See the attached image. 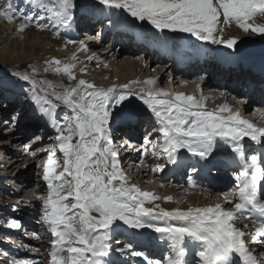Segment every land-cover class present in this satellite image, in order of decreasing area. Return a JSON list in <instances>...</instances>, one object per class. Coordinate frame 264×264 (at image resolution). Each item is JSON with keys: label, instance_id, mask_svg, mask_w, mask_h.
<instances>
[{"label": "snow or ice", "instance_id": "snow-or-ice-1", "mask_svg": "<svg viewBox=\"0 0 264 264\" xmlns=\"http://www.w3.org/2000/svg\"><path fill=\"white\" fill-rule=\"evenodd\" d=\"M28 2L38 11L19 12L8 0L0 8V17L8 22L22 18L20 32L37 17L40 21H52L58 28L72 26L74 0ZM96 3L103 6L102 13L107 9L122 10L135 20L147 21L160 32L167 29L189 33L198 40L223 44L230 49H235L238 38H226L225 26L235 24L246 34L264 35V23H257V20H264V0H96ZM35 26L45 30L43 24ZM78 51L88 52V45L79 42ZM87 59L99 58L88 56ZM71 60L72 63L48 60L43 71L51 70L66 75L70 81L77 80L74 70L79 58L74 53ZM103 66L108 67L107 64ZM38 74L39 70L33 67L32 75L20 74L19 78L32 84L33 102L58 133L57 143L42 162L47 196L41 195L39 199L42 200V222L51 236V247L46 253L49 259L45 264H107L112 234L121 228L117 221L134 230L153 228L166 243L168 253L163 261L148 260L143 252L134 251L131 244L127 246L130 255L144 257L148 264H193L190 255L198 257L195 264H264V197L260 191L264 182V161L255 153L246 154L244 144L248 138L264 146V127L242 118L239 111L234 112L227 104L218 110H206L203 95L199 98L183 94L173 96L155 88L154 79L113 84L107 88H98L80 79L76 87L58 92L56 88H63L62 85L38 82L34 78ZM140 84L144 86L139 92L131 90ZM132 97L142 101L158 124V140L145 138L141 145L144 155L151 152L153 157H166L168 162L175 163L181 150L207 160L217 141L230 147L242 170L235 177L231 193L234 199H229L227 194L223 197L228 208L216 203L169 211L155 202L161 199L171 202V196L162 198L128 183L113 147L111 123L114 109L118 106L128 108ZM61 104L71 111V115L63 117V123L56 119V110ZM261 117L264 118V112ZM57 152L62 154V164ZM30 154L35 156L36 152ZM58 168L62 171L58 172ZM163 170V164L152 169L154 172ZM162 218L163 226L152 223ZM169 220L178 224L167 223ZM9 226L22 227L15 220ZM253 245L258 246V250ZM11 264L29 262L13 259Z\"/></svg>", "mask_w": 264, "mask_h": 264}, {"label": "bare ground", "instance_id": "bare-ground-1", "mask_svg": "<svg viewBox=\"0 0 264 264\" xmlns=\"http://www.w3.org/2000/svg\"><path fill=\"white\" fill-rule=\"evenodd\" d=\"M102 7L103 6H98L97 3H93V5L86 7L85 12L83 13L74 9L75 19L73 23L75 24V26H73L72 24V26L68 28L65 33L69 41H76L77 43L68 44L69 41L67 42L65 38H59L60 36L57 34L55 29H51V30L45 29L46 32L50 33V36L49 34L43 33L44 39L41 37L42 39L41 41L44 47L48 48V47H51L52 44L53 45L55 44V45H58L59 49H62V48L67 49L68 53L67 52H59L58 54L55 53L54 55H52L53 56L52 58L49 57L46 59V55H45L46 52H43V54L38 55L36 50L35 49L33 50V47L25 46V42L23 41V42H20L21 46L19 48H14L13 50L0 47V63L8 61L12 65H21L22 63L24 64L27 62L32 63V60L34 61L36 60L37 62L45 61L46 63V61L51 60V59H59L63 61L64 63H66L67 60H70L72 55L75 53L79 58V62L77 63L76 68L81 67L85 69L83 73H91L96 79L98 78L103 79V78L109 77L110 81L112 80L113 82V78L116 77L115 73L107 72L104 70L101 72H98L96 68L97 61L95 59L93 61H89L87 59L88 56H93L92 53L94 52L78 51L79 42L82 41L88 45L90 50L93 47L96 49L98 48L99 50H102L105 52H113L112 56L114 58V62L116 61V63L119 64V68L122 72L121 80L116 82V85L131 84L133 81L143 82V80L140 78V76L143 74L145 75L150 74V76L152 75L160 76L162 73H164L163 77H167L170 74H175L178 78V82L175 84V81L170 80L172 84H175L172 89L170 85H168L167 88L165 87L163 88L161 86L158 87L157 85H155L154 87L158 89H163L164 91L171 93L173 96L175 94L174 91L177 87H181L183 89L181 91V94L183 95H187V96H195V95L198 96V94L199 96L203 95L206 98V101L208 103V106H205V109L208 111L218 110L220 106L226 104L225 102H223L224 97H225L227 100L231 101V105L229 104V106H233V107L236 105L238 106L241 116L246 113L245 109L246 111H248L250 108L255 106V103L258 102V100L264 97V89L261 90V92H258L259 94H257L256 96H252L253 94L257 93V89H260V85L264 83V80L255 79L249 83L248 80L250 78V73L247 72L245 73V75L243 74L242 76V71H243V66L245 64V61H241L240 59H230L229 60V62L231 63L230 66L231 65L235 66V68L232 71L226 72L224 74L222 72H212L210 74L208 73L205 74V73H200L201 70L206 72L204 68L200 69V66L197 67L196 70H194L195 65L186 66L183 69H178L174 67L172 63L164 56L166 54H175L178 51L181 52V56H184V54L188 51L187 48L189 47H190V52L193 54H202L204 56H208L211 49L204 44H200V41L198 42L195 39L190 40V44L188 43L187 46L186 44H183L180 48L178 45L175 44L174 40L170 36L165 35V34L159 35L160 31L157 30L158 38L156 41L155 55L153 57L150 55L144 56L143 53L145 51L142 48V46L140 45L133 46L130 43V40H133V39H129L131 38V26H128L126 24V21L130 23L131 22L130 20H132V18L128 16L127 13H123L122 10L107 9L105 10V12L102 13L100 11V8ZM113 12H115L116 15H111V13ZM84 18L87 19V24L86 23L85 24L80 23V24H84L85 26L87 25L88 30H85L84 32L81 33L78 31V28H81V26L77 27V25H80L77 22V20L79 21L80 19H84ZM222 19L223 17H221V20ZM144 24H148L149 26H152L148 22H145ZM105 26H117L119 28L118 34L120 38L119 40H116L115 47H112L111 44L109 46H106L105 42L103 41L100 44L94 43L95 41L94 37L97 36V33L100 30H103ZM17 28H18L17 25H7L6 23L3 24V31L5 30L4 34L5 33H9L10 35L13 34L14 41L18 39H26L28 35L26 33L25 34L19 33ZM74 28H76V30H74ZM147 30H148L147 28L142 29L143 32H146ZM165 30L169 31L167 29ZM33 32H36V31H33ZM77 32L81 33V38L75 37ZM171 33H174L177 36L180 34L186 35L185 33H176V32H171ZM51 34L54 35L55 38ZM150 34L155 35L156 33L154 32ZM56 35H58L59 37L56 38ZM189 35L191 34H188V36ZM224 35L226 38L228 37L238 38L237 44H241L242 42H247V40H250V39L254 40L255 38L252 35L261 36V34H258V33L246 34L241 29H239L235 24H232L230 27L225 26ZM126 40H129L128 43L130 44L124 43ZM144 41L147 42L146 39ZM119 42H121V44H125L126 47L122 46L123 48L118 49V46L120 45ZM137 43L140 44L139 42ZM207 45L213 46L210 42H207ZM253 46H256V45L252 44V46L250 47H253ZM235 48L236 49H232V51L241 50L240 48H237V47ZM261 49L262 47L259 49H255L254 47L253 50L247 49V48H244L243 50L247 51L250 54H260L262 53ZM85 53H88L87 57L84 56ZM156 62L157 63L159 62V64H156L155 67L157 65L159 67H156V70H153L152 72L150 71L146 72L147 69H152L151 66H153ZM133 65H137L139 68L138 67L133 68ZM46 67H47V64H46ZM137 68L139 72L134 73L133 70ZM132 71L133 73H131ZM50 72L52 73V76L55 77V79L57 80L58 86L59 85L63 86V88L57 87L58 92L63 91L64 88L76 87L78 80H80L77 78V80L70 81L66 75H58V74H55L51 70ZM199 75H201V77ZM159 76L157 78H159ZM148 78H152V77H148ZM157 78L154 77L153 79L157 80ZM199 79H202V81L204 82L206 86H204V84ZM197 81H199L201 84H198L199 82ZM94 84L98 88H107V87L112 86V84L111 86H103L102 84L99 85L98 83H94ZM142 86L144 85L143 84L134 85L131 90L134 92H139L140 91L139 87H142ZM194 88H197L196 91L198 92V93H195V95L193 94L194 92H192ZM212 98H216V100L215 99L211 100ZM238 100H243L245 102L243 103L242 106H239V103H237ZM128 103H129L128 108H124L123 106H118L116 109H114L113 112L117 114L113 113L114 114L113 120H119L122 123L123 122L126 123L128 119H131V121H128V122L133 123L134 124L133 126L137 125L139 132L142 131V128L147 129V135H148L147 139L158 140V137H159V133L157 131L158 124L156 123V118L153 116L151 111L148 110L145 105H143L142 101L136 99L135 97H132L131 101ZM9 105L12 106L13 109H18V110H14L13 112H19L22 110V108H28L31 110H35L37 108V105L31 99L30 92H25L23 98L14 99L12 102L8 103L7 105H2L1 103V107H0V110L2 111L0 112V122L1 123H3V120L5 119L6 115L9 116L11 113H13V112L7 111V107ZM246 106H249V107L245 108ZM136 114H139V118L136 117ZM42 116L46 117L43 114ZM64 116L65 115H61L60 116L61 120L58 119L57 121L60 123H63ZM249 118L251 119V117ZM22 122H24V118L22 119L21 123ZM13 124L15 123L13 122ZM2 130H6V129L5 128L0 129V139L1 138L3 139L5 137V131L2 132ZM133 131L134 130H130L128 136L131 135ZM16 133H17L16 137L13 136L15 139V145L11 146L10 144L9 147L11 146V148H9L8 150V153L12 152L13 149L16 147V150L14 151L15 154L6 153V155H8L11 158H8L7 156L5 158L1 157L0 159V183L5 182V181H10L12 180L13 177H14L15 182H18L20 179H24L25 186L22 190V194L26 192L25 187L35 185L34 189H28L27 192H29L28 200L31 202L30 205L32 207L37 208L40 205V201L42 200L37 199L36 197H38L40 193L44 195L45 197L47 196L46 185L43 180V163L42 162L46 161L48 153L51 152L52 147L57 143L56 136L58 135V133L56 132V130H51L48 132L44 131L42 127H36L34 124L33 125L27 124V125H22V126L19 125L14 135ZM36 138H38L37 139L38 142H33ZM134 139L135 138H133V140ZM143 142H144L143 139L141 141L135 140L134 145H131L132 148L129 152V155L126 157V159L128 157H133L132 160L134 161L135 165L138 167L144 168L143 169L144 176L140 175L137 177L136 180H132L131 182H128V183L134 184V185L137 184V187H139L140 189L141 188L144 189L145 192H152V193L155 192L159 195H172L175 198H178L179 196H181L183 191L185 192L187 191L188 193H193V196H191V198L189 196L187 199L182 200L183 202L181 203H179V201H176V202H169L166 200L156 201L155 203L160 204L162 208L171 211L174 209L173 206L176 204L182 210H187L190 207L191 208L205 207L209 205H214L216 203L224 204V207L227 208L229 205H225L226 202L223 199L224 195L227 194L229 195V199H234V197L231 195L233 191V185L231 183H227L222 187H218L214 185H209L206 187L208 190H210L211 196H214L217 199L216 202L214 200L213 202L212 200H210L211 197L208 198L209 195H207V193L206 194L201 193L202 191L200 189L201 188L204 189V185L203 187L201 185L200 189L193 191L191 190L192 188H194L192 185L196 186L197 185L196 183L190 182V181H184L180 183L175 180H171V178L175 177L177 173L172 174V175L168 174V175H165L164 177H160L159 172L152 171V169L154 168L153 165L163 164L164 170H168L170 168V165H169L170 162H168L166 157H153L151 155V152H149L148 155H144L143 149L141 148V145L143 144ZM31 143H33V145L30 148L31 151L38 150L44 147L45 149H40V151L41 150H44V151H41V152L39 151L40 153L38 155L31 158V161H30L31 166L29 165L26 168L25 158H27V154H25L24 148H26V146H29V144ZM3 145L5 144L3 143ZM220 146L221 145L217 141L216 147L214 148L213 152L211 153V155L208 157L207 160L213 159L216 156L217 151L220 148ZM57 156L60 158V163L62 164L63 163L62 154L57 152ZM177 158H181L185 161H191V160L199 161L200 160L198 157H192L186 150H181L177 154ZM141 160H143V163H141ZM3 163L6 164L5 165L6 168H2L1 165H3ZM37 165L39 166V171H40V175L38 176V179H40V181L38 182H36L35 173H33L32 171V170H35V166ZM18 167L22 171H19V173L16 176L14 175V172L9 174L8 171H12V170L17 171ZM131 170H132L131 177L132 176L135 177V172H136L135 167L134 168L132 167ZM57 171L58 172L62 171V168H58ZM141 176L143 179L141 178ZM125 177L127 179L129 178L128 175ZM149 177L154 178V180H152L154 183L153 186L151 185L152 183H149L150 181H147L146 179ZM145 183L148 184L149 187H146ZM154 190H158V191H154ZM17 197H15L12 200V202L14 203L13 206L26 210L25 208L18 206L19 200ZM1 201L2 200H0V203ZM24 203L25 202H23V204ZM171 203H174V204H171ZM146 206L152 207L153 205L146 204ZM30 211L31 210L29 209L27 210V212H30ZM27 212L25 213L21 211L20 213L22 214L25 213L24 216L25 217L28 216L31 222L33 221V219L38 217L37 213H40V212L32 211V213L35 212L36 214L30 215V213H27ZM39 220H42L41 217ZM162 221L163 223L165 222L164 219H162ZM116 223L121 224V228L117 229L112 234V237L114 238L113 241L117 239V242L115 243L114 246H117L118 248L120 245L122 246L120 247V250L117 255L111 253L112 251L110 250V254L106 258L107 264H148V260L157 258L160 255V253L163 251H168L166 243L162 239H160L159 234L155 233L153 228L134 230V229H129L126 225H123L122 222L117 221ZM156 224L154 225L163 226L162 224H159V225H156ZM177 224H178L177 221L173 222L174 226H176ZM238 226L242 227V225H238ZM40 227L45 233L46 226L43 224V222H41V226L39 225V228ZM113 227H115V225ZM39 231L41 230L39 229ZM45 234H50V233L47 232ZM113 241H110L111 245ZM129 244H131L134 251L143 252L144 255L148 257V260H145L144 257H134L130 255V253L126 251V248ZM252 247L257 248L258 250V246L253 245ZM110 249L112 248L110 247ZM121 249H125V251H121ZM197 259L198 257H195L193 255L189 256V260L192 261L193 264H195V261Z\"/></svg>", "mask_w": 264, "mask_h": 264}, {"label": "rangeland", "instance_id": "rangeland-1", "mask_svg": "<svg viewBox=\"0 0 264 264\" xmlns=\"http://www.w3.org/2000/svg\"><path fill=\"white\" fill-rule=\"evenodd\" d=\"M7 2H8V0H0V8H3ZM11 2L13 3L14 7L19 12H25V13L32 14L33 12L38 11L37 9L33 8L29 4L28 0H11ZM74 2H75V5H76L75 9L77 11L82 12V11L85 10L86 7H88L89 5H92L94 0H74ZM22 22H23L22 18H20V17H17L13 22H8L4 18L0 17V47L1 48H6V49L13 50L14 48H19L21 46L20 42L24 41L25 42V46L33 47V50L35 49L36 52L38 53V55H41V54H43V52H46V54H45L46 55V59L49 58V57L52 58L53 57L52 55H54L55 53H57V54L59 52H67L68 53L67 49H63V48L59 49L58 45H55V44L54 45L52 44V46L48 47V48L44 47V45H43V43L41 41L42 40L41 37L44 39L43 33L44 34L45 33L49 34V36H50V33L46 32V30H49V29L51 30V29L57 28L59 30V32L62 33L64 31V29H65L63 27H59L58 28L52 21L47 20V19L43 20V21H40V20H38V17H37L36 19H34L32 24L29 25V27L24 32H20L19 31V33H23V34L26 33L28 35L26 39H18L16 41H14L13 34H11V35L9 33H5L4 34L5 30L3 31V24L6 23L7 25H17V27L19 28V26H20V24ZM36 23L43 24L45 26L46 30L38 29L35 26ZM257 23H264V20H257ZM33 31H36V32H33ZM185 34L188 35L189 33H185ZM52 36L55 38L54 35H52ZM59 36L56 35V38L59 37ZM252 36L255 38L254 40L253 39L247 40V42H242L243 44L242 43L241 44H237L235 47L240 48L241 50H243L244 48L253 50L254 47H255V49H259V48L262 47V50L264 51V35H261V36L252 35ZM253 37H251V38H253ZM108 42L109 41H107V44H108ZM252 44L253 45L255 44L256 46L250 47V46H252ZM109 45L110 44H108L106 46H109ZM219 46L221 48L223 46V44H219ZM95 47H97V46H95ZM90 51L94 52V53H92L94 57H98L99 58V59H95L97 61V63L99 64L98 65L96 63V66H97L96 68H97L98 72H101L103 70L107 71V72H112V73L116 74V77L113 78V82H112V80L110 81L109 77L108 78H103V79L102 78L101 79H99V78L96 79L93 76V74H91V73H83L81 71V69H83V68L80 67V68H75V70H74L75 75H76V77L78 79H83V80H86V81L91 82V83H98L99 85L102 84L103 86H111V84L112 85L116 84V82L121 80L122 72H121V70L119 68V64L116 63V61L114 62V58L112 56L113 52H105V51L99 50L98 48L96 49V48H93V47L91 48V50L89 49V52ZM261 54H263V53H260V54H257V55H261ZM84 56L87 57L88 53H85ZM93 60H91V61H93ZM72 62L73 61L70 58V60H67L66 63H72ZM104 64H107L108 67H104L103 66ZM156 64H159V62L158 63L156 62L153 66H151L152 69H147L146 72L147 71L152 72L153 70H156V67H159L158 65L155 67ZM33 67H35V68H37L39 70V74L34 77L38 82L39 81H46V82H48V83H50L52 85H58L57 80L55 79V77L52 76V73L50 71H48V72H44L43 71V69L46 67L45 61L37 62L36 60L35 61L32 60V63L31 62H27V63H24V64L22 63L21 65H12L8 61L0 63V84L7 83L11 87L16 86V88H18V93L30 92V94L32 96L33 95V86H32V84L30 82H28V81H23V82H25V84H29L28 86H26L25 84H21L22 80H20L19 75L20 74L32 75V68ZM135 67H138V66L137 65H133V68H135ZM138 68L133 70L134 73H138L139 72ZM133 71L131 73H133ZM154 73H155V71H154ZM200 73H205L206 74L207 72H204L203 70H201ZM144 75L145 74L140 76V78L143 81H146V80H149V79H153V78H148V77H150V74L145 75V76ZM199 76L201 77V75H199ZM166 78L167 77H165V79ZM154 80H156V79H154ZM197 82H199V81H197ZM198 84H201V83L199 82ZM155 85H157V82H156ZM1 86H3V85H1ZM41 86L42 87H46L45 85H41ZM179 86H180V84H179ZM139 88H141V87H139ZM182 90L183 89L181 87H177L175 89V91H174V93H175L174 95L181 94ZM196 90H197V88H194V90L192 91V92H194L193 93L194 95H195V93H198ZM36 91H39V88H37ZM56 91H58L57 88H56ZM204 91H206V90H204ZM199 92H200V90H199ZM207 94H209V93H207ZM195 97L199 98L200 96L198 94V96L195 95ZM214 99L216 100V98H212L211 100H214ZM223 102H225L228 105L229 104L231 105V101L227 100L225 97H224ZM3 105H5V104H3ZM239 105H243V103L242 104L239 103ZM205 106H208L207 101H206ZM236 106H234V107L230 106V107H232L233 111H236V110L239 111V108L235 109ZM248 107L249 106H246L245 108H248ZM14 110H18V109H13L12 106H10V105L7 107V111L8 112H13ZM249 110L246 111V109H245V112H249ZM0 112H2V111L0 110ZM64 114L65 115H71V113H69L68 111H65ZM6 116H5V119L3 120V123L0 124V129L11 128V126L14 125L13 122H11L9 124V126L6 127L7 125H6V121L5 120L8 117V116L7 117ZM59 119L61 120V118H59ZM4 131L5 130H2V132H4ZM16 135H17V133L15 135H13V136L16 137ZM4 138H6V137H4ZM37 139L38 138H36L33 142H38ZM3 140L4 139H2V141L0 142V146L9 145V144L3 145V143L5 144L6 142H8V141H3ZM10 144H11V146H14L15 145V139ZM32 145H33V143L29 144V146H26V148H24L25 149L24 152H25V154H27V158H25V160H26L25 167L26 168L30 165L31 158L34 157V156H32L30 154L32 152L30 150ZM11 146L9 148H11ZM40 149H45V147L44 148H40ZM40 149L34 150L36 152V155H38L41 151H44V150L40 151ZM15 150H16V147L13 149L12 152H9L8 154H15L14 153ZM27 150L29 151V153H28ZM8 158H11V157L8 156ZM0 159H1V157H0ZM5 165L6 164L3 163V165H1L2 168H6ZM156 166L157 165H153L154 168ZM19 171H22V170H20V168L18 167L17 171L16 170H12V171H8V172H9V174L14 172V175L16 176L19 173ZM32 171H33V173H35L36 182L40 181V179H38V176L40 175L39 166L38 165L35 166V170H32ZM146 179H147V181H150L149 183H152L151 184L152 186L154 185V183L152 181V180H154L153 177H149V178H146ZM24 182H25L24 179H20L18 182H15L14 181V177H13L12 180H10V181H5V182H1L0 183V200L3 201V202L1 201V203H0V264H11L10 262L13 259L26 260V261L29 262V264H45V262L49 259L47 257L46 253L51 247V237H49L50 234H45V233H47L46 229H45L46 232L44 233L43 230L41 229V227L39 228V225L41 226V222H42V220H39V219H40V217L42 219V215H43L42 201H40V205L37 208L32 207L30 205L31 202L28 200L29 199V192H27V190L28 189H34L35 185H31V186L25 187L26 192L24 194H22V190H23V188L25 186ZM135 185L137 186V184H135ZM145 186L149 187L148 184H145ZM154 191H158V190H154ZM154 194L158 195V196H160L162 198L171 196L173 198V200L171 202L179 201V203L183 202L182 200L187 199L189 196H190V198H191V196H193V193H188L187 191L186 192L183 191L182 195L179 196L178 198H175L172 195H159V194H157L155 192H154ZM41 195L42 194L40 193L38 195V197H36V198L39 199V196H41ZM17 196H19V197H17ZM15 197H17L18 200H19V204L20 205L18 204V206L23 207L26 210L20 209L19 207H16V206H13L14 203L12 202V200ZM208 198H210V196H208ZM161 200H164V199H161ZM210 200L213 201L214 200L213 197H211ZM23 202H25V203L23 204ZM28 202H30V203H28ZM28 209L31 210V211L27 212ZM38 209H40V210H38ZM21 211L25 212V213L26 212L30 213V215L36 214L35 212L32 213V211L40 212L41 214L37 213L38 217L33 219V221L31 222V220L29 219L28 216H26V217L24 216L25 213H23V214L20 213ZM14 220L21 223L22 227L20 229H14V228L9 226L11 224V222L14 221ZM39 229L42 232L39 231ZM37 235L40 236V239L36 238ZM112 240H114L113 237H112L111 241ZM116 242H117V239L115 241H113L112 244L114 245ZM120 246H122V245H120ZM111 250L114 251V252H112L113 254H118L117 252H119L120 249L118 250L115 247V248H113ZM161 258L162 257H160V258H158L156 260H161Z\"/></svg>", "mask_w": 264, "mask_h": 264}, {"label": "trees", "instance_id": "trees-1", "mask_svg": "<svg viewBox=\"0 0 264 264\" xmlns=\"http://www.w3.org/2000/svg\"><path fill=\"white\" fill-rule=\"evenodd\" d=\"M134 21H137V22H139V20H135L134 18H132Z\"/></svg>", "mask_w": 264, "mask_h": 264}]
</instances>
